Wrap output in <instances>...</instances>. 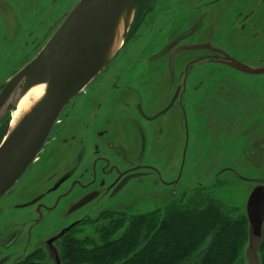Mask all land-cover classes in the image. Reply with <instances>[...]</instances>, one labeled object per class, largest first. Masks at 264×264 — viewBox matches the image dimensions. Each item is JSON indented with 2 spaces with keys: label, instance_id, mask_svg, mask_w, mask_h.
<instances>
[{
  "label": "flooded vegetation",
  "instance_id": "1",
  "mask_svg": "<svg viewBox=\"0 0 264 264\" xmlns=\"http://www.w3.org/2000/svg\"><path fill=\"white\" fill-rule=\"evenodd\" d=\"M68 12L29 39L33 0H0V96L26 65L15 57L30 61ZM5 32L21 38L8 45ZM21 89L0 98V143ZM219 128L227 142L243 144L238 160L247 169L215 175L264 191V0H136L113 57L64 107L33 164L0 198V264H56V257L63 264L69 233L99 222L138 181L162 189L163 207L167 198L169 206L187 204L183 166L213 159ZM60 222L67 224L54 230Z\"/></svg>",
  "mask_w": 264,
  "mask_h": 264
},
{
  "label": "water",
  "instance_id": "2",
  "mask_svg": "<svg viewBox=\"0 0 264 264\" xmlns=\"http://www.w3.org/2000/svg\"><path fill=\"white\" fill-rule=\"evenodd\" d=\"M135 2L79 0L37 56L6 84L0 96L3 100L20 83L18 100L32 83L45 84L46 90L39 104L13 129L9 122L0 143V198L37 157L64 107L113 57L127 33ZM245 214L249 224L245 250H250L254 259V246L259 239L261 243L263 235L262 187L254 188L248 195ZM55 261L59 264L57 257Z\"/></svg>",
  "mask_w": 264,
  "mask_h": 264
},
{
  "label": "trees",
  "instance_id": "3",
  "mask_svg": "<svg viewBox=\"0 0 264 264\" xmlns=\"http://www.w3.org/2000/svg\"><path fill=\"white\" fill-rule=\"evenodd\" d=\"M187 194L182 203L191 202ZM176 206L163 210L165 221L157 219L158 209L133 217L120 236L117 225L86 249L68 240L62 252L63 264H246L244 251L248 245L247 218L233 216L223 207ZM206 240H209L206 244ZM205 244V246H203ZM87 246V245H86ZM264 264L263 241L259 250Z\"/></svg>",
  "mask_w": 264,
  "mask_h": 264
},
{
  "label": "rangeland",
  "instance_id": "4",
  "mask_svg": "<svg viewBox=\"0 0 264 264\" xmlns=\"http://www.w3.org/2000/svg\"><path fill=\"white\" fill-rule=\"evenodd\" d=\"M77 2L78 0H59L52 4L51 0H33V26L36 25L34 27L36 28V31H32L28 38L34 39L37 32L38 36H42V30L45 28V26H47L53 19L57 18L59 14L70 11L71 8H73L77 4ZM63 3H66V6L63 7ZM22 18V23H25V17L22 16ZM9 23L12 24L11 21H9ZM31 26L32 23L30 24V27ZM25 35L29 34L25 32ZM20 38L21 33L19 32H5L2 34V41L8 45H16L18 43V39ZM11 39L14 40L11 41ZM49 39L50 37L48 38V40ZM48 40H43L42 45L33 52V57L30 61H32L37 56V54L41 51L40 49L44 47ZM38 41L39 39L36 40L35 44ZM14 50H16V46L13 47V51ZM29 58L30 57L27 58L26 55L22 52L20 57H15V62H19L18 66H21L24 63H30V61H28ZM16 99L18 100V97ZM10 119L11 114L9 120ZM224 136L225 133L223 129L219 128L214 130V140L213 144L211 145V151L213 154L212 160H194L193 164H190L187 161L183 166L181 188L183 190H187L188 194L192 196L191 202H189V204L183 205H191L193 207H198L199 209H201V207H205L202 210H208L209 205L223 207L229 212H232L233 216L241 215L246 218L245 205L250 191H248V189H245L244 184L239 182L237 178L233 177L230 174L226 175L224 173L219 176L215 175L218 173V171L226 166H234L237 168L241 167L244 170L247 169V167H244V165L241 163V160H238V158L241 157V149L243 144H241V142H227ZM203 146L209 147L210 145L203 144ZM222 147H229L231 149L229 154H227L226 156L221 155ZM153 149L150 152V158L154 160ZM33 162L30 165H32ZM211 163L213 166L212 174L209 167ZM41 164H43V161H41ZM193 168L197 170L196 172L198 174L194 172ZM209 173L210 176L207 177V174ZM197 183H201L203 185V188L197 187ZM211 184H213L212 187ZM148 186L149 182L144 181L143 183H140V181H138L132 184L129 187L128 191L121 193L117 197V199H115V201L110 204L108 209H106L108 210V214L102 217V219L96 224L80 226L78 230L71 231L69 233V237H72V239L70 240L74 243H80L81 245H84L86 249L89 250L90 248H88V246L98 243L100 239V233H102V236L103 232L106 236L111 234V231L109 230H111V226L115 225L114 223L118 224L121 221L124 222L121 225H117L118 230L116 234L117 236H120L125 229L126 224L130 223L133 217L137 215H146L156 211V209H158L159 211L160 209H162L161 212L156 216L157 219H160L161 222L165 221L166 215L163 209L165 208L166 210H171V208H175L176 206H169L167 202L168 198L166 199V205L164 204L165 207L161 206L163 205V203L161 201H158V198L163 195L164 192L162 191V189L154 190L150 189ZM186 187H188V189ZM65 224H67V222H60L57 227L54 228V230ZM246 224L247 234H249V224L247 220ZM51 230V228H48L47 232H50ZM48 235H46L45 237H47ZM75 235L84 237H81V239L79 240L74 237ZM261 240L263 241V235ZM208 241L209 240H206L205 244ZM262 241L260 243L259 239V241L256 243V247L254 246V259L253 253L250 250L244 251V259L246 264H260L259 250L262 247ZM205 244L203 246H205Z\"/></svg>",
  "mask_w": 264,
  "mask_h": 264
},
{
  "label": "bare ground",
  "instance_id": "5",
  "mask_svg": "<svg viewBox=\"0 0 264 264\" xmlns=\"http://www.w3.org/2000/svg\"><path fill=\"white\" fill-rule=\"evenodd\" d=\"M116 39H119V34H117ZM36 84L37 82L32 83L25 89V91L17 101L15 108L11 111V129H13L41 101L46 90V85Z\"/></svg>",
  "mask_w": 264,
  "mask_h": 264
}]
</instances>
